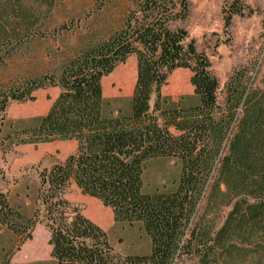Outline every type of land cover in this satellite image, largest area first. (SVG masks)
<instances>
[{
	"label": "trees",
	"instance_id": "obj_1",
	"mask_svg": "<svg viewBox=\"0 0 264 264\" xmlns=\"http://www.w3.org/2000/svg\"><path fill=\"white\" fill-rule=\"evenodd\" d=\"M55 1L0 0L1 10L12 15L8 35L15 41L29 37ZM130 1L122 27L108 39L55 73L13 93L0 91L3 125L11 101H34L39 89H60L46 115L11 121L6 140L77 143L63 162L40 172V208L33 214L0 195V226L17 239L1 264H17L13 254L33 238L38 224L50 233L57 264H181L184 256L194 264H264V89L254 87L247 67L235 69L221 105L210 57L180 26L190 16V0ZM246 13L253 10L234 0L224 9L225 30L235 15ZM131 56L137 59V81L130 112L110 116L103 78ZM177 69L192 72L193 96L161 95ZM159 158L175 159L181 175L173 191L149 193L144 176ZM72 184L110 208L116 222L139 223L151 252L119 253L108 233L65 198ZM213 214L224 218L216 231Z\"/></svg>",
	"mask_w": 264,
	"mask_h": 264
},
{
	"label": "rangeland",
	"instance_id": "obj_2",
	"mask_svg": "<svg viewBox=\"0 0 264 264\" xmlns=\"http://www.w3.org/2000/svg\"><path fill=\"white\" fill-rule=\"evenodd\" d=\"M234 0H190V16L180 24L188 30L198 48L212 62V70L220 82L219 103L225 104L226 83L238 68L250 70L254 87L264 89V0H240L249 6L251 15H235L228 31L224 28V9ZM131 5L130 0H56L36 31L22 41L8 35L12 15L2 11L0 30L6 35L0 49V91L13 93L34 79L57 72L68 60L83 50L108 39L120 29ZM247 12V11H246ZM192 72L177 69L161 88V95L178 100L193 96ZM137 81V59L131 56L102 81L105 112L110 116L130 112V100ZM60 94L59 88L37 90L34 101H11L7 120L0 123V195L24 214L40 208L38 201L39 175L63 162L76 150L75 141H55L38 145H17L6 140L10 122L43 116L48 113ZM194 102V101H193ZM187 103H191L189 100ZM181 175L180 164L172 158L152 160L144 176L145 190L170 192L176 188ZM65 198L109 235L111 244L124 255H147L151 242L139 223L116 222L113 212L96 198L84 195L75 184L65 192ZM215 231L224 220L221 214L209 217ZM50 233L38 224L33 238L21 245L12 256L17 264H57L51 256ZM17 239L0 226V264L5 251L12 250ZM183 257L181 264H194Z\"/></svg>",
	"mask_w": 264,
	"mask_h": 264
}]
</instances>
